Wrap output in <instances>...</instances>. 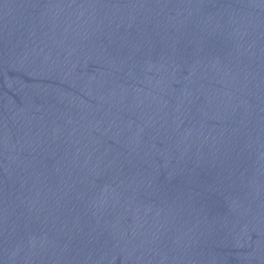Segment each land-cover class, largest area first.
<instances>
[{
  "label": "water",
  "instance_id": "obj_1",
  "mask_svg": "<svg viewBox=\"0 0 264 264\" xmlns=\"http://www.w3.org/2000/svg\"><path fill=\"white\" fill-rule=\"evenodd\" d=\"M0 264H264V0H0Z\"/></svg>",
  "mask_w": 264,
  "mask_h": 264
}]
</instances>
